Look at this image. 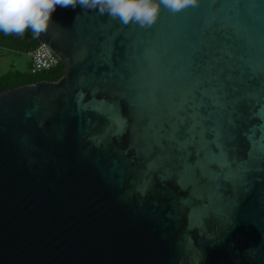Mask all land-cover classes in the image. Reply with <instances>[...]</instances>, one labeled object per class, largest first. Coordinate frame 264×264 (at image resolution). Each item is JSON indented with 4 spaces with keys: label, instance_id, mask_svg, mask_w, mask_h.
<instances>
[{
    "label": "water",
    "instance_id": "obj_1",
    "mask_svg": "<svg viewBox=\"0 0 264 264\" xmlns=\"http://www.w3.org/2000/svg\"><path fill=\"white\" fill-rule=\"evenodd\" d=\"M40 38L65 74L0 94V264H264V0Z\"/></svg>",
    "mask_w": 264,
    "mask_h": 264
},
{
    "label": "clouds",
    "instance_id": "obj_2",
    "mask_svg": "<svg viewBox=\"0 0 264 264\" xmlns=\"http://www.w3.org/2000/svg\"><path fill=\"white\" fill-rule=\"evenodd\" d=\"M199 5L200 0H0V33L23 35L31 30L33 38L39 39L52 25L58 6H80L107 14L125 26L136 24L150 29L163 11L178 15Z\"/></svg>",
    "mask_w": 264,
    "mask_h": 264
},
{
    "label": "trees",
    "instance_id": "obj_3",
    "mask_svg": "<svg viewBox=\"0 0 264 264\" xmlns=\"http://www.w3.org/2000/svg\"><path fill=\"white\" fill-rule=\"evenodd\" d=\"M41 38H33L31 30L26 31L23 35L0 33V49L9 50L18 54L28 55L40 44ZM32 64L26 72L19 70L10 71L0 74V94L15 89L23 85L36 84L41 81H58L65 74V66L63 63L56 68L38 74L31 72Z\"/></svg>",
    "mask_w": 264,
    "mask_h": 264
},
{
    "label": "built area",
    "instance_id": "obj_4",
    "mask_svg": "<svg viewBox=\"0 0 264 264\" xmlns=\"http://www.w3.org/2000/svg\"><path fill=\"white\" fill-rule=\"evenodd\" d=\"M28 55L32 61L31 72L33 74L56 69L62 63V58L45 42H40L37 48Z\"/></svg>",
    "mask_w": 264,
    "mask_h": 264
},
{
    "label": "rangeland",
    "instance_id": "obj_5",
    "mask_svg": "<svg viewBox=\"0 0 264 264\" xmlns=\"http://www.w3.org/2000/svg\"><path fill=\"white\" fill-rule=\"evenodd\" d=\"M29 68L30 62L27 55L0 49V74H5L15 70L26 72Z\"/></svg>",
    "mask_w": 264,
    "mask_h": 264
},
{
    "label": "crops",
    "instance_id": "obj_6",
    "mask_svg": "<svg viewBox=\"0 0 264 264\" xmlns=\"http://www.w3.org/2000/svg\"><path fill=\"white\" fill-rule=\"evenodd\" d=\"M27 57L29 58V62H30V64H31V59H30V56H29V55H27Z\"/></svg>",
    "mask_w": 264,
    "mask_h": 264
}]
</instances>
